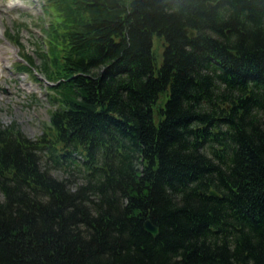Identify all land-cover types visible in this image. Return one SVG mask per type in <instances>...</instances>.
<instances>
[{
    "label": "trees",
    "instance_id": "trees-1",
    "mask_svg": "<svg viewBox=\"0 0 264 264\" xmlns=\"http://www.w3.org/2000/svg\"><path fill=\"white\" fill-rule=\"evenodd\" d=\"M46 1L56 106L0 123V264H264V0Z\"/></svg>",
    "mask_w": 264,
    "mask_h": 264
},
{
    "label": "rangeland",
    "instance_id": "rangeland-1",
    "mask_svg": "<svg viewBox=\"0 0 264 264\" xmlns=\"http://www.w3.org/2000/svg\"><path fill=\"white\" fill-rule=\"evenodd\" d=\"M38 1L40 0H0L1 33L7 30L18 33L22 44L20 48H17L18 46L8 43L0 33V50L5 58L0 60V123L8 125L16 121L17 127L29 138H35L42 132L43 124L48 123L49 110L56 106L49 99L48 95L51 91L45 88L41 78L43 74L38 72L37 67L38 80L32 77L35 71H26L20 75L18 70H14L18 57L13 53L12 46L20 55L23 51L32 54L35 65H38L41 60L37 51L46 49L36 23L40 16L44 21H48V18L40 14ZM39 21L41 22L40 19ZM17 23H25V25L18 28ZM154 42L153 49L160 58L161 40L154 39ZM3 87L6 90H3Z\"/></svg>",
    "mask_w": 264,
    "mask_h": 264
},
{
    "label": "water",
    "instance_id": "water-1",
    "mask_svg": "<svg viewBox=\"0 0 264 264\" xmlns=\"http://www.w3.org/2000/svg\"><path fill=\"white\" fill-rule=\"evenodd\" d=\"M208 5L212 6V3L209 2ZM188 31H189L190 36H193L195 34V31H193L191 29H188ZM209 195H217V193L213 189H211L209 191ZM143 226H144L145 231H147L148 233H150L153 236H155L158 233V228L156 226H154L149 219H146L144 221Z\"/></svg>",
    "mask_w": 264,
    "mask_h": 264
},
{
    "label": "bare ground",
    "instance_id": "bare-ground-1",
    "mask_svg": "<svg viewBox=\"0 0 264 264\" xmlns=\"http://www.w3.org/2000/svg\"><path fill=\"white\" fill-rule=\"evenodd\" d=\"M1 31V30H0Z\"/></svg>",
    "mask_w": 264,
    "mask_h": 264
}]
</instances>
